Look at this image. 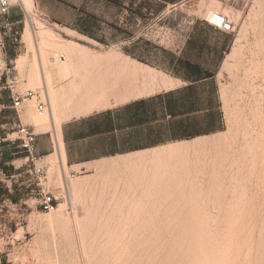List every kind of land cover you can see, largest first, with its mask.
Returning <instances> with one entry per match:
<instances>
[{
    "label": "rangeland",
    "instance_id": "obj_1",
    "mask_svg": "<svg viewBox=\"0 0 264 264\" xmlns=\"http://www.w3.org/2000/svg\"><path fill=\"white\" fill-rule=\"evenodd\" d=\"M32 1L26 9L13 0L16 24L0 33V138H6L0 161L6 152L12 157V176L0 169V182L21 196L19 202L0 196V264H264V0H186L141 20L128 9L132 0H119V6L109 0ZM219 15L235 25L233 45L216 72L220 122L206 117L191 137L174 134L151 148L65 166L55 154L53 125L45 121L53 108L26 40L28 21L40 40L51 41L52 71L53 53L70 63L69 51L78 47L73 39L98 52L129 55L157 74L145 86L142 75L113 64L81 65L64 79L54 74L49 84L59 92L55 123L63 134L73 118L166 89L170 54H180L196 21L219 29ZM85 21L96 38L78 30ZM63 27L86 38L70 37ZM90 70L137 84L87 111L90 99H99ZM13 94L29 98L19 112L10 107ZM39 94L49 107L44 116L35 106ZM20 123L36 133L29 158L13 143ZM49 197L57 204L53 211L42 205Z\"/></svg>",
    "mask_w": 264,
    "mask_h": 264
},
{
    "label": "crops",
    "instance_id": "obj_2",
    "mask_svg": "<svg viewBox=\"0 0 264 264\" xmlns=\"http://www.w3.org/2000/svg\"><path fill=\"white\" fill-rule=\"evenodd\" d=\"M232 45L229 32L196 21L180 54H170L172 65L166 70L173 86L125 101L116 110L65 122L62 131L67 161L81 165L122 151L151 148L174 134L180 137L200 132L206 117L220 122L216 72Z\"/></svg>",
    "mask_w": 264,
    "mask_h": 264
},
{
    "label": "bare ground",
    "instance_id": "obj_3",
    "mask_svg": "<svg viewBox=\"0 0 264 264\" xmlns=\"http://www.w3.org/2000/svg\"><path fill=\"white\" fill-rule=\"evenodd\" d=\"M19 1H21V3L25 6L26 9H27V6H29V7L33 6L32 0H19ZM223 18L224 17L221 15L217 16L215 18V22H216L215 25H219L220 23H222ZM40 28L43 30V26H40ZM33 29H34V27H33L32 22L28 21V23L25 27L26 40L28 41L29 46L31 48H34L36 51V58H35L34 66L40 72L38 74V77H40V79L42 80V82L44 84L45 90H46V92L50 98L49 101L52 103L51 107L53 108L52 112L50 114L45 113V114H41L40 116H44V115L49 114L47 116V118L45 119V121H47L51 125H53V128L55 130V140H54L55 141V148H56L55 154H57V156L60 158V160H62L64 162L65 166H67V155H66V150H65V142H64L63 134L62 133L60 134L58 132V131L61 132V126H59V128H57V126H56V123L58 121L57 111H58V107L60 105L59 104L60 101L58 98L59 92L57 90H55L53 87H51V85L49 84L51 82L52 76H54V74H55V76H57L58 78L64 79V78H68L72 75V73H73L72 68L75 71V73L78 74L79 73V67L81 65L89 66L91 68H94V67L101 65V68H102V66L113 64L115 66H118L121 70H123L125 72L126 71L129 72L132 76L142 75L144 77V80H145L143 82V84L145 83L144 84V86H145L146 83L150 82L151 79L155 80L157 74L153 71V68L143 64V62L142 63L138 62L137 60L133 59L129 55H123L119 52L116 53V51L115 52H108L107 51L106 53L98 52V51H95L94 49H92L91 47H89L88 45L81 43L79 41H75L73 39H69V41L72 42L73 44H76V46H78V47L73 48L72 51H69V53H70L69 55H71L70 63H67V64L62 63L63 62L62 58L58 54L53 53L52 55L56 59L57 68L55 71H52L50 68V65H51L50 64L51 59H50V55H49L50 53H47V51H46L47 47L52 46L51 41L49 38H45V37H43L42 40H40L34 34ZM62 30H63V32H65L70 37H74L75 33L79 34L76 31L71 30V29L66 28V27H63ZM43 32L47 33L49 31L46 30ZM51 33H53V32L51 31ZM48 35L49 34H47V36ZM77 38L81 40V39L86 38V37L84 35L79 34V37H77ZM58 46H60V45H58ZM230 57H232V54L226 58V60H225L226 65L229 64ZM72 64H74L75 66H72ZM87 76H93L94 77V80L92 82L93 86H94L93 91L99 92V99H97V100L96 99H90V101L88 102L89 105L86 107L87 111L90 109H94L95 107L98 108L100 105L103 104V100L105 98L109 97L110 95H115L112 93H116V92L120 93L122 91L128 92V90L130 88L136 87V84H137L136 82H134L135 78L133 79V81L128 82V83L125 82L124 80H120L117 76H116L117 79L114 80V79L109 77V72H107L106 74H103L100 72L97 75H95L94 71L90 70L87 73ZM154 85H156V82ZM173 85H174L173 80L170 78H164L162 81V86L165 88L171 87ZM144 91H145V88H144ZM146 93H144V94H146ZM148 93L151 94L152 92L150 93L148 91ZM94 94H96V93L94 92ZM65 168H67V167H65Z\"/></svg>",
    "mask_w": 264,
    "mask_h": 264
},
{
    "label": "built area",
    "instance_id": "obj_4",
    "mask_svg": "<svg viewBox=\"0 0 264 264\" xmlns=\"http://www.w3.org/2000/svg\"><path fill=\"white\" fill-rule=\"evenodd\" d=\"M14 6L13 0H0V33L4 28L12 29V27L16 24L12 17V8ZM220 30L225 32H233L235 29V25L233 24L232 20L227 17L223 18L222 23L217 26ZM35 99V106L39 114H45L48 112L49 107L47 100L42 97L41 94L34 96ZM13 105L12 107L15 108L18 112L20 111L22 104L29 100L22 98L20 95L13 94ZM20 131H19V139L20 145L19 147L23 149L26 153V157H30L35 152V144H36V133L29 130L26 126L22 123L19 124ZM6 138H0V144L2 141H5ZM16 140L13 142L15 143ZM55 148V144H54ZM43 208L47 211H53L56 209L57 204L53 200L52 197L47 198L46 200L42 201Z\"/></svg>",
    "mask_w": 264,
    "mask_h": 264
},
{
    "label": "trees",
    "instance_id": "obj_5",
    "mask_svg": "<svg viewBox=\"0 0 264 264\" xmlns=\"http://www.w3.org/2000/svg\"><path fill=\"white\" fill-rule=\"evenodd\" d=\"M112 3L116 4V5H122V3L119 0H109ZM178 0H132L130 6H128V9L131 11V13L133 14L132 16L135 17L138 20L141 19H151V15L154 16H159L162 15L164 12H166L169 3H174ZM136 5V6H135ZM78 30L88 36H90L91 38H96V36L90 31L89 29V25H88V21H85L83 26H79ZM119 30H122L119 27ZM125 31L126 30H122ZM130 37L133 36V34L129 35ZM148 45H152L151 42L147 41L146 42ZM139 60L143 61L141 57H138ZM10 97V107L12 108L13 105V99H12V95H9ZM194 133H190L188 135H183L180 136L181 138L184 137H191ZM5 138V137H3ZM2 143H5L4 141H2ZM15 143L18 144V146L20 145V140H17ZM22 153L24 154V156H27V153L21 149ZM12 159L11 155L9 152L4 153V158L3 160L0 161V169L1 171H3L4 173H6L7 177H11V171H12V166L8 165V162H10V160ZM0 196H5V197H9L11 199H13V201L15 202H19L21 200V196H18L17 194H10L9 193V189L2 183L0 182Z\"/></svg>",
    "mask_w": 264,
    "mask_h": 264
}]
</instances>
